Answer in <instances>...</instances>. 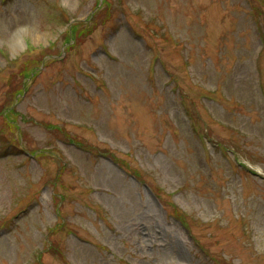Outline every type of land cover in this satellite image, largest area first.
Masks as SVG:
<instances>
[{
	"label": "rangeland",
	"instance_id": "rangeland-1",
	"mask_svg": "<svg viewBox=\"0 0 264 264\" xmlns=\"http://www.w3.org/2000/svg\"><path fill=\"white\" fill-rule=\"evenodd\" d=\"M0 264H264V0H0Z\"/></svg>",
	"mask_w": 264,
	"mask_h": 264
},
{
	"label": "trees",
	"instance_id": "trees-1",
	"mask_svg": "<svg viewBox=\"0 0 264 264\" xmlns=\"http://www.w3.org/2000/svg\"><path fill=\"white\" fill-rule=\"evenodd\" d=\"M81 24H83L82 20H76V21H72L71 23H69V25H67L65 28L67 36L71 37V34L75 33L77 30V27ZM80 32L84 35H88L91 32V29L90 28H82V29H80ZM258 33H259V31H258Z\"/></svg>",
	"mask_w": 264,
	"mask_h": 264
}]
</instances>
